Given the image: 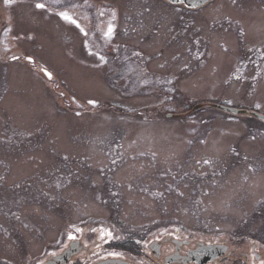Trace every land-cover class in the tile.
<instances>
[{
	"label": "rangeland",
	"instance_id": "374dc122",
	"mask_svg": "<svg viewBox=\"0 0 264 264\" xmlns=\"http://www.w3.org/2000/svg\"><path fill=\"white\" fill-rule=\"evenodd\" d=\"M118 1L0 0V234L240 258L264 244V122L216 107L264 116V0H128L141 25L112 22L135 16Z\"/></svg>",
	"mask_w": 264,
	"mask_h": 264
},
{
	"label": "flooded vegetation",
	"instance_id": "af4514ba",
	"mask_svg": "<svg viewBox=\"0 0 264 264\" xmlns=\"http://www.w3.org/2000/svg\"><path fill=\"white\" fill-rule=\"evenodd\" d=\"M117 2H120L116 0ZM130 4V10L132 13H135V16H125L120 17L116 21L117 23H131V24H139L141 25L144 21L140 14L137 12L140 9L141 5L137 8L138 1L128 2ZM151 0H143L142 2L146 3V8H150L149 5ZM161 6L164 8H168L171 11H179L181 13L191 15L193 12H199L200 10L205 9L208 5L211 4V1L206 0H159ZM206 4L203 7L192 9L191 7L196 4ZM140 4V3H139ZM117 6V5H116ZM119 7V6H118ZM159 8V7H158ZM137 9V10H136ZM179 9V10H177ZM155 10V9H154ZM199 10V11H198ZM140 11H145L141 9ZM180 13V14H181ZM118 15V13H117ZM107 20L110 19V16L105 17ZM121 19V20H120ZM196 20V18L194 19ZM187 24H192L191 22H187ZM184 33V32H183ZM13 220V218L11 219ZM0 226H3L0 224ZM3 236V237H1ZM0 243L1 247L7 246L10 248L9 250H5V257L8 260H3L4 262L0 264H96L99 262H128V263H136V264H237V263H246V264H264V256L258 254V249L261 250L264 248V244L258 242H252L250 250H246V247L243 248L237 247L238 242L234 243L233 252H242V257L237 258L233 256L232 251H230L229 247L224 248L223 251L226 253L222 255V251L220 249H216L217 247L206 246L207 244L202 241L191 240L189 238H178L171 234L162 235L159 240H153L154 243L151 246V243L146 246L145 244H135L131 243V248H133L134 254L133 257L128 256L125 252V246L121 249H115L110 247L113 242L105 241L100 249L96 247H92L90 245H84L83 243L73 242L71 239L69 240L68 245L62 246L59 250H53L52 252H47V246H45L46 241H33L28 244V242H22L21 245L17 247L15 243V239L13 237H8L0 234ZM8 241L10 244L8 245ZM71 242V244H70ZM4 244V245H2ZM14 246V249L12 248ZM91 246V247H89ZM19 248L18 252L16 251ZM213 248V249H212ZM33 250L35 252H41V257L37 260L33 257ZM21 251V252H20ZM68 251V252H67ZM99 251L101 253H99ZM17 252V256H16ZM99 253V254H98ZM2 255V252H0ZM32 254V255H31ZM134 255L139 257L137 259L134 258ZM19 257V259L14 260V258ZM22 257V258H21ZM130 260H129V258ZM242 258V259H241Z\"/></svg>",
	"mask_w": 264,
	"mask_h": 264
},
{
	"label": "water",
	"instance_id": "95a60500",
	"mask_svg": "<svg viewBox=\"0 0 264 264\" xmlns=\"http://www.w3.org/2000/svg\"><path fill=\"white\" fill-rule=\"evenodd\" d=\"M216 108H219L220 110H222V111H224L226 113L232 114V115H245L246 114V112L238 111L236 109H229V108L221 107V106H218ZM253 116L258 118V119L264 120L263 116H260V115H257V114H253Z\"/></svg>",
	"mask_w": 264,
	"mask_h": 264
},
{
	"label": "snow or ice",
	"instance_id": "6c2138e0",
	"mask_svg": "<svg viewBox=\"0 0 264 264\" xmlns=\"http://www.w3.org/2000/svg\"><path fill=\"white\" fill-rule=\"evenodd\" d=\"M6 3L9 2V0H5ZM36 7L38 8H44V5L43 4H37ZM64 18L67 20V19H70L68 16L64 15ZM109 31L111 32V29H109Z\"/></svg>",
	"mask_w": 264,
	"mask_h": 264
},
{
	"label": "bare ground",
	"instance_id": "6f19581e",
	"mask_svg": "<svg viewBox=\"0 0 264 264\" xmlns=\"http://www.w3.org/2000/svg\"><path fill=\"white\" fill-rule=\"evenodd\" d=\"M68 252V251H67ZM107 263H110L109 261H107ZM112 264H116L117 262L116 261H112L111 262ZM96 264H104L103 262H99V263H96ZM118 264H120L119 262H118Z\"/></svg>",
	"mask_w": 264,
	"mask_h": 264
}]
</instances>
